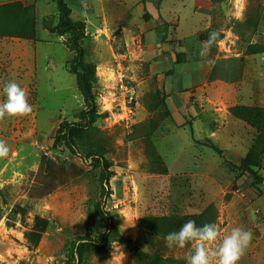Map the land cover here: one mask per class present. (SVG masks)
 Instances as JSON below:
<instances>
[{
  "label": "rangeland",
  "instance_id": "374dc122",
  "mask_svg": "<svg viewBox=\"0 0 264 264\" xmlns=\"http://www.w3.org/2000/svg\"><path fill=\"white\" fill-rule=\"evenodd\" d=\"M64 1L71 8V18L84 23L81 45L85 61L95 67L93 93L100 118L93 126L91 140L102 145L110 163L109 181L102 186L100 169L93 167L91 159L84 160L88 144L79 147L75 155L55 144L61 125L80 121L84 102L69 70L74 53L67 44L68 36H53L43 28L44 20L50 25L57 23L56 7L34 0L29 4L36 9L35 40L0 35V100L4 99L5 83L16 81L27 90L33 108L26 117L0 121V139L10 148L9 155L0 159V264H64L72 242L76 241V246L86 243L80 239L90 240L91 252L83 262L74 264H143L140 256L134 257V250L135 254L155 251L187 264L185 257L194 251L192 244L181 249L168 248L164 242L150 250L143 244L139 219L197 217L210 204L216 207L221 239L237 226L253 234L239 264H264V163L258 170L263 182L255 189L249 174L232 169L228 160L210 149L218 145L209 139L198 142L194 136L191 141L189 126L194 118L181 106L179 115L175 114L162 82L149 74L141 59L144 35L137 25L156 22L145 20L144 14L139 16L138 6L145 1ZM168 5L176 20L168 17L171 22L166 27L158 19L161 34L157 47L168 43L173 51L180 49L191 33L208 47L209 34L217 32L210 53L248 61L245 82L236 89L240 98L203 101L212 105L210 113L215 119H210L216 128L225 131L236 123L231 134L240 141V156L247 154L257 133L239 119V111L242 107L264 110V56L249 51L251 45L264 44V0H208L206 5L172 0L164 8ZM200 103V98L189 99L193 106ZM147 119L152 121V137L130 141L135 124ZM180 119L182 126L176 122ZM42 156L57 169L49 182L57 186L43 198L40 189L46 179L39 173ZM60 169L66 176L62 185ZM77 169L84 174L79 175ZM15 205L28 208L24 223L13 215ZM96 207L103 212V220ZM36 215L47 218L49 228L38 248L29 251L23 233Z\"/></svg>",
  "mask_w": 264,
  "mask_h": 264
},
{
  "label": "trees",
  "instance_id": "16d2710c",
  "mask_svg": "<svg viewBox=\"0 0 264 264\" xmlns=\"http://www.w3.org/2000/svg\"><path fill=\"white\" fill-rule=\"evenodd\" d=\"M55 5L58 13V21L55 25H50L47 20L43 21V28L50 35L57 37L68 36L67 44L74 53V58L69 62V70L75 76L78 90L83 98L84 109L80 112V121L76 123H64L58 129L55 137V144L63 147L68 153L75 155L78 153L79 147L86 148L84 160L91 159L94 168L100 169V183H108L110 163L105 158L102 151V145L91 140V133L95 122L100 118L96 105L93 87L96 83L95 67L85 61V50L81 45V40L84 34V23L75 21L71 18V8L64 0H44ZM212 3H222L225 0H210ZM145 20L151 19L150 15L145 11ZM167 27V26H166ZM157 38L160 37L158 25L155 26ZM0 35L5 37H16L23 40H35L36 38V9L33 4H22L14 2L0 7ZM167 33L163 34L165 38ZM251 55L264 56V44L251 45L249 47ZM184 56L176 55L178 62H182ZM221 61V60H220ZM219 62V61H218ZM227 68H224L220 80L224 82L237 83L242 80L243 74V59H224L222 60ZM230 73V75H229ZM218 70L215 66L210 72L207 81L212 82L218 78ZM167 75H172V71ZM239 119L245 122L248 126L254 129L257 133V138L251 149L247 152L240 164L234 165L227 163L232 169L240 173H247L252 177V187L257 189L263 182L262 176L258 173L261 165L264 163V110L249 109L242 107L239 111ZM189 131L193 139V129L189 126ZM153 135V125L150 119L141 121L133 127V133L130 141H137L142 139H150ZM94 143V147L90 144ZM91 147V148H90ZM214 154L221 159L223 152L218 147L211 145L210 148ZM39 173L45 177L46 182L41 186V198L51 194L56 186L49 184L57 175V169H54L55 164L47 157L42 156L40 160ZM79 175L84 174L81 169L76 170ZM63 170L60 169V185L64 184L65 177L62 176ZM13 215L20 217V222L24 223L29 210L20 205H15L12 211ZM96 214L103 220L104 214L99 207H96ZM1 219V215H0ZM188 220H194L197 226H203L206 223H215L217 221V211L214 204L208 205L197 217L179 216V217H150L143 216L139 219V228L143 244L150 250L155 249V245L162 244L165 241L164 237L173 231H178L182 224ZM49 228V221L47 218L36 215L33 218L32 225L29 230L23 233V238L29 251H34L38 248L43 236ZM86 241L76 246V241L72 242L69 247V254L64 264H74V262L81 263L84 261L86 254L91 252V242L89 239H80ZM93 244H97L96 242ZM102 250V246L97 247ZM99 252V251H96ZM136 250L133 251L134 257L140 256L143 264H186L185 260H177L171 257H164L158 252L146 253ZM155 252V253H154ZM28 264V263H21Z\"/></svg>",
  "mask_w": 264,
  "mask_h": 264
},
{
  "label": "crops",
  "instance_id": "0c3cea01",
  "mask_svg": "<svg viewBox=\"0 0 264 264\" xmlns=\"http://www.w3.org/2000/svg\"><path fill=\"white\" fill-rule=\"evenodd\" d=\"M14 1H23L29 4L34 0H0V5ZM144 1V4L141 2V6H138L140 17H142L146 11L152 20L158 22V19H162L166 26L170 25L172 19L176 20V18L172 16L169 5L164 8V4L172 0H152L154 4H151L148 0ZM206 1L208 0H194L195 3H201L203 5H206ZM152 5L155 6L154 10L151 9ZM168 17H170L171 20L168 21ZM177 18H179V16H177ZM126 21L128 24L131 23V19L129 18ZM156 22H154V25L151 22L145 23L143 26L137 25L140 34L144 35V37L142 35L144 43L142 46L141 59L145 63L144 65H148L149 74L154 76L157 75L158 80L162 82L164 94L170 96V101L176 109L175 114L179 115L180 109L178 108L181 106L185 112L194 118L192 129L196 141L201 142L205 139H209L218 145L226 160L234 164L240 163L246 152H243L242 156H240V141L231 134V128L233 129L236 123H232L225 127V131L222 130L221 127L216 128L211 120L213 118L215 119V115L210 113L213 111L212 105L206 104L203 101H209V99L214 100L216 97L226 101L231 100L234 96L240 98L236 89L239 90L240 85H243L245 82L248 61H244L242 80L240 82H224L220 79L222 78L221 75H224V68L227 67L222 60L230 58L208 53L206 44L195 40V38H193L194 34L192 33L190 36H186L187 38L185 39L190 38V40L183 44L180 49L173 51V47L171 48V45L168 43H164L160 47H157V35L155 32ZM180 23L181 21L177 29H179ZM176 38L178 39L177 36ZM202 50L206 53L204 56L200 54ZM176 53L184 56L182 62L177 61L175 56ZM214 66L215 68L217 67L219 79L208 82L207 79ZM170 70L172 71V75L163 74ZM190 97L200 98L202 103L197 107L193 106L189 104ZM181 121L183 120L180 119L179 122L176 120L178 126H182ZM224 136L225 139H223ZM191 141L194 142L192 136Z\"/></svg>",
  "mask_w": 264,
  "mask_h": 264
},
{
  "label": "clouds",
  "instance_id": "9594fccd",
  "mask_svg": "<svg viewBox=\"0 0 264 264\" xmlns=\"http://www.w3.org/2000/svg\"><path fill=\"white\" fill-rule=\"evenodd\" d=\"M218 35L217 32L209 34L206 41L208 53ZM200 54L204 56L206 53L202 50ZM2 93L4 99L0 100V121L31 114L33 108L29 103L28 92L16 81L5 83ZM9 152L7 142L0 139V159L6 158ZM164 239L168 248L184 249L189 244L194 246V251L186 253L187 264H239L253 239V234L250 230L237 226L221 239L220 229L215 223L197 226L194 220H188L178 231L169 232ZM212 245L217 246L213 249Z\"/></svg>",
  "mask_w": 264,
  "mask_h": 264
}]
</instances>
